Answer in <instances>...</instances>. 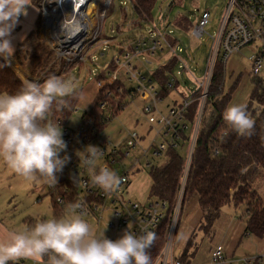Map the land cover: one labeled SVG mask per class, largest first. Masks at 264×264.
<instances>
[{
  "label": "rangeland",
  "instance_id": "obj_1",
  "mask_svg": "<svg viewBox=\"0 0 264 264\" xmlns=\"http://www.w3.org/2000/svg\"><path fill=\"white\" fill-rule=\"evenodd\" d=\"M225 4L226 0H155L152 7L154 19L152 22H148L141 18L137 11L134 10L131 0H111L108 6L109 11H107L102 21V35L96 41L89 42L87 46L85 45L86 48L84 51L58 53L59 56L66 57L67 61L69 57L75 60L80 55L83 57L82 60L70 66L63 75L58 76L64 80L73 81L75 90L80 91V97L75 104L74 110L67 119L65 126L73 131H78L81 128L82 115L89 109L95 99L97 91L95 75L101 69L105 68L112 58L119 57L120 63L124 61L123 53L126 50V46H128L126 38L141 34L147 35L146 37H148L149 33L155 27L161 33H166V30L170 29L173 31V35L179 38L180 44L178 45L183 49L180 57L188 63L190 71V74L185 72L183 75L178 76L179 85L177 90H173L165 95L161 101L156 103V107L158 110L165 112L169 104L171 105L173 99L176 100L187 96L195 87L196 79L199 80L203 74V69L210 53L211 40L218 30ZM100 6H102V2ZM204 10H209L211 15L203 29L205 32L197 39L191 36L190 25L195 24L197 16ZM177 18H183V22L188 23L187 31H184L176 25ZM100 23L101 18L90 22L91 28L85 37L88 41H90L92 32L95 31L96 27L100 29ZM98 24L99 26H97ZM42 31L43 28L40 23L37 36L41 41L46 43L47 38H45ZM28 47H30V44ZM119 49H123V51L119 53ZM248 50L249 48H243L231 53L223 64L222 92L223 94L229 95L227 106L234 103L246 104L253 88V79L256 77L264 79V72L256 76L252 74ZM168 59L169 55H162L159 52L154 56L138 55L132 59V62L138 65V70L146 75L145 80H143V85L147 88L148 92L159 89L157 81L151 77V73ZM20 60L21 62L14 57L11 67H13L23 81L29 79L42 82L44 78L39 79V77L32 76L28 60L23 58V54L20 55ZM124 72V70L119 72V77L124 86L127 89L134 88L137 84L136 80L127 79ZM148 78H152L150 83L147 82ZM150 86H153V88ZM126 99L128 102L124 108L114 117H111L110 120L108 119L104 127L92 139L84 141L78 134L74 136L73 141L69 145V150L71 151L69 156L77 160L76 164L78 167L82 165L77 153L82 151L87 145H94L99 148L105 147V151H109L113 145L117 147L123 146L129 137V133L137 132L138 135L143 136L145 139L142 143L140 142L141 144L139 146L130 149L129 154L123 157L121 163H116L114 172L122 174L130 167L131 163L141 157L143 150L147 149L150 143L156 145L165 142L164 137L156 132L159 126L148 122V117L151 114L143 112L142 100L137 98V96L133 98L126 97ZM152 115L155 117L157 112H152ZM105 142L107 143L106 145H104ZM184 146V149H179L178 152L186 159L187 141ZM122 151L124 153L125 149L122 148ZM60 156L63 157L61 154ZM153 161L154 164L164 162L163 154L153 158ZM104 162L100 158L99 163L101 166L104 165ZM70 173L74 174L73 171H70ZM82 174V172H79L76 176L80 178ZM130 179L132 184L129 193L135 199L140 201L144 200L145 196L149 194L150 188L151 178L149 177L148 171L143 170L134 173L130 176ZM250 182L257 197L264 203V169L258 168ZM78 185L80 187L79 181ZM48 186L45 183L24 179L16 174L0 158V219L3 224L12 231L30 226L37 219H47L52 216L59 217L63 215L66 210L59 215L55 214L52 199L48 193ZM148 200L154 199L150 198ZM112 208L114 207L106 205V208L100 214L101 218L99 221L93 215H89L85 219L98 232L107 226L104 233L105 236L111 240H116L123 235L125 230L129 229L130 222L121 227H117L119 217L113 214ZM187 209L188 207L182 209L173 236L172 247L175 255L180 254L187 240L186 233L189 226L184 223V219L188 217L190 222H192L199 216L196 206L191 207L188 216H186ZM247 218L248 213L245 202L238 205L230 202L222 206L218 219L213 223V230L210 227L209 233L206 234L199 227L195 229L193 246L190 248V251L192 249H196V251L193 253L191 260L192 258L199 259L205 257L206 249L223 238L228 239V242H230L228 250L230 246L233 248L226 259L228 261L233 260L234 264H245V258L264 255V233L261 236H256L249 231H244ZM110 222H113L115 226L109 227L108 223ZM7 234V230L0 224V240L5 239ZM233 241L234 245H232ZM26 261L30 264L33 262L30 259ZM262 264H264V260H262Z\"/></svg>",
  "mask_w": 264,
  "mask_h": 264
},
{
  "label": "trees",
  "instance_id": "obj_2",
  "mask_svg": "<svg viewBox=\"0 0 264 264\" xmlns=\"http://www.w3.org/2000/svg\"><path fill=\"white\" fill-rule=\"evenodd\" d=\"M39 1L33 0L34 5L38 9L35 29L31 30L23 41L17 44L14 57L21 62L20 55L23 54V58L28 60L32 76L39 77V79L44 78L43 82L51 75H63L70 66L80 61V59L67 61L66 57H58L47 43L39 39L37 36V30L41 23ZM131 1L133 2L134 10L137 11L141 18L148 22L153 21L152 7L155 0ZM176 25L184 31L188 30V23H184L183 18H177ZM101 35L100 33L99 36ZM142 37H144L143 34L126 38L128 43L126 50L133 51L136 39ZM165 37L173 46L180 44L179 38L174 36L173 33L165 34ZM29 44L30 47H28ZM119 50V53H121L122 49ZM178 63L177 57L169 56V59L164 64L151 73V77L159 85V94L162 98L178 88L179 80L173 87L167 86L168 77L174 73ZM116 67L117 64L112 58L109 64L95 75V78L106 77L107 72L114 71ZM222 74L223 63L216 60L191 156L181 199L180 213L184 207L195 202L201 212L199 229L208 234L210 227L218 219L222 206L230 202L235 205L245 202L248 213L246 226L244 227L245 231L261 236L264 233V203L257 197L256 192L251 187L250 180L258 168L264 169V79L260 77L253 79V88L246 105L254 124L249 135L239 136L227 128L223 119L229 95L222 92ZM253 75L256 76L255 74ZM22 82L23 79L13 67H0V93H15L21 87ZM79 97L80 91L76 90L74 96L65 98L68 103L67 108L58 110L54 105L50 118L53 121L59 120L65 125ZM126 97H128V90L119 77L97 90L94 101L82 115L81 128L78 131L72 130L73 134L80 136L82 134L81 129L84 128L87 133L85 141L92 139L104 127L108 119L110 120L111 117H114L124 108L128 102ZM102 103L106 104V108H100ZM197 105H199L198 100H194L189 105L186 120L190 124L194 120ZM104 114H108L109 117L101 123L99 120ZM89 118L93 119L94 131H90L88 128ZM225 132H227V135H225ZM180 134L179 146L166 149L162 153L164 162L154 164V161H152V164L146 168L151 178L147 199L153 198L166 202L164 216L155 230L157 239L154 246L149 250L153 261L163 246L177 195H179L178 188L180 180H182L181 174L185 159L179 154L178 150L184 149V145L186 141H189L190 137L189 130L181 131ZM123 157V151L117 150L115 159L118 160L110 166L113 171L116 163H121ZM77 177L76 174L66 171L58 178V183L55 186L49 187L48 193L51 196L55 214L59 215L66 210L68 204L74 203L75 197L80 190L78 182H74ZM64 188L67 189L66 201L60 205V203L56 202L55 197L60 195V193L63 195ZM193 235L188 238L182 251L176 256L177 260L185 264L189 263L190 256L193 253L190 251L194 241Z\"/></svg>",
  "mask_w": 264,
  "mask_h": 264
},
{
  "label": "built area",
  "instance_id": "obj_3",
  "mask_svg": "<svg viewBox=\"0 0 264 264\" xmlns=\"http://www.w3.org/2000/svg\"><path fill=\"white\" fill-rule=\"evenodd\" d=\"M110 1L111 0H40L41 27L43 28V35L47 38L46 43L54 50L58 57H62L59 56L62 52L73 51L75 53V51H84L89 42L96 41L99 37L102 21L108 11ZM101 2L102 6H100ZM90 3H93V7L87 12ZM210 15L209 10H204L199 13L195 24L191 25L190 34L192 37L199 39L202 36L205 32L203 29L208 23ZM55 17H67L71 25H74L72 24L74 22L76 24L79 20L80 24L84 27L82 29L81 26H76L75 29L70 32L57 29L55 38L51 34L52 28L47 26V22L51 21L52 24L58 26L61 19L57 20ZM97 18H101L100 29L96 27L95 31L92 32L90 41H88L85 37L86 33H88L91 28L90 22ZM97 26H99V24ZM166 31V33H161L158 28L155 27L154 30L149 33L148 37L144 35L142 38H137L134 50L124 51V61L122 63H120L119 57L114 58L117 64L114 71H108L104 78H95L97 90L117 79L119 77V72H121L120 70L125 71L124 74L127 79L136 80V86L127 89L128 97L133 98L137 96V98L142 100L143 112L151 114L148 117V122L159 126L156 132L164 137L165 142L156 145L150 143L148 148L143 150L141 157L131 163L128 169L122 174L116 173L123 178V182L119 189L112 193H105L99 186L92 184L87 169L82 164L81 167H78L76 164L77 160L74 158H70L63 172L58 173L57 176L60 178L66 171H73L76 175L79 172L83 173L79 178L80 190L75 197L74 203L82 202L87 210V216L93 215L96 217L97 221H99L101 212L106 208V205H109L110 207H114L112 208L113 214L119 217V223L116 225L117 227H121L130 222L131 231L136 235L141 234V228H148L155 232L160 220L164 216L166 202L159 199H144L140 201L133 198L128 192V185L131 181L130 176L139 171L146 170V168L152 164L153 158L161 155L166 149L177 148L181 140L180 132L189 130L190 137L187 147V157L181 174L182 180H180L178 188L179 195H177L171 222L163 246L154 259V264H185L177 260V255L173 252V236L181 214V199L190 167L191 156L198 135L200 120L204 112L205 100L209 92L213 68L216 60L224 64L231 53L243 48H249L252 74L258 75L264 72V0H226L218 30L211 40L210 53L201 78L199 80L196 79L195 87L187 96H183L176 100L174 99L171 105L169 104L167 107V110L162 112L156 107V103L162 100L159 94L160 89L148 92L147 88L143 85V80H145L146 75L138 70V65L133 63L132 59L138 55L154 56L155 54L157 55V52L162 55H173L177 57L179 63L176 70L173 74L169 75L167 80V86L170 88L177 83L178 76L183 75L185 72L190 74L188 63L180 57L183 49L179 45H171L165 37V34H172L173 31L170 29ZM78 58L82 60L83 57L80 55ZM68 60H71V57H69ZM151 80L152 78H148L147 82L150 83ZM150 87L153 88V86ZM194 100H198L199 105H197L195 109V117L190 124L189 121L186 120V115L188 114L189 105H191ZM100 108H106V104H100ZM152 112H157V115L154 117ZM108 117V114H104L100 117L99 121L102 123L106 121ZM56 122L60 125L62 129V138L66 142V149L60 154L70 157L69 154L71 151L69 150V145L73 141L75 135L71 129L66 127L59 120ZM88 128L90 131H94L95 129L93 119L91 118L88 119ZM81 132L82 134L80 137L85 141L87 133L84 131V128L81 129ZM144 139L145 138L138 135L137 132H132L129 133V137L121 147L113 145L109 151H105V147H100L102 151L101 158L105 161L103 166L112 170L110 166L118 160L115 159L117 150H122V148H124L125 152L123 154L125 156L129 154L130 149L139 146ZM106 144L105 142L104 145ZM48 187L52 188L53 186L49 185ZM66 191L67 189L64 188V194L62 195L60 193V195H56L55 197L56 202L60 203V205L66 201ZM108 226L114 227L115 225L113 222H110ZM262 260H264V255L245 258L244 262L245 264H262ZM233 262V260L228 261L226 259L224 245L222 243L215 244L210 254L209 263L234 264ZM34 263L33 261L31 264ZM9 264H11V262H9ZM17 264L30 263L25 259H21Z\"/></svg>",
  "mask_w": 264,
  "mask_h": 264
},
{
  "label": "clouds",
  "instance_id": "obj_4",
  "mask_svg": "<svg viewBox=\"0 0 264 264\" xmlns=\"http://www.w3.org/2000/svg\"><path fill=\"white\" fill-rule=\"evenodd\" d=\"M35 7L33 0H0V67L11 66L15 27ZM73 83L51 75L43 82L25 80L15 93H0V158L26 180L54 186L57 174L70 160L60 156L66 142L50 114L54 105L58 110L68 107L65 98L75 95ZM223 119L239 136L249 135L254 124L244 103L227 106ZM77 155L92 184L105 193L119 189L123 178L100 165L101 148L87 145ZM86 216V208L77 202L68 204L59 217L37 219L8 232L0 240V264H17L21 259L36 264H154L149 251L157 239L154 231L141 228L136 235L129 227L120 238L111 240L104 234L107 226L98 232Z\"/></svg>",
  "mask_w": 264,
  "mask_h": 264
},
{
  "label": "crops",
  "instance_id": "obj_5",
  "mask_svg": "<svg viewBox=\"0 0 264 264\" xmlns=\"http://www.w3.org/2000/svg\"><path fill=\"white\" fill-rule=\"evenodd\" d=\"M37 15H38V9L37 7L35 8H29L28 9V13L26 16H21L19 18V23L17 24V26L15 27V30L13 32V44L15 46V49H16V46L18 43H20L21 41H23V39L27 36V34L35 29V21H36V18H37ZM121 71V70H120ZM174 100V99H173ZM131 181L128 185V192H130V189H131ZM130 194V193H129ZM144 199H147V195L145 196ZM192 206H196V208H198V212H199V216L198 218L195 220V221H192L190 222V219L187 217L184 219V223L188 226L189 228H187V233H186V236H187V240L188 241V238L194 234V231L197 227H199L200 225V220H201V212L199 210V207L198 205L195 203V202H192L191 204H189L187 207V215L190 213V209ZM0 224L2 225V227L4 229L7 230V232H9L10 230L8 229V227H6L3 222L1 221L0 219ZM246 226V225H245ZM212 227V226H211ZM212 230H213V227H212ZM245 231V230H244ZM217 243H222L224 245V249H225V255L227 257V255H230L231 253V248L232 246H230V249L228 250V247L230 245V242H228V239H220L219 242H216L215 244ZM215 244H212L210 245V247L208 249H206V254H205V257L203 258H199V259H195V258H192L191 260V257L193 256V253L196 251V249H192L191 252H193L190 256V259H189V264H210L209 261H210V254H211V251L213 249V247L215 246ZM232 245H234V241L232 242ZM195 246V245H194ZM195 259V260H194ZM217 264H225V263H217Z\"/></svg>",
  "mask_w": 264,
  "mask_h": 264
},
{
  "label": "bare ground",
  "instance_id": "obj_6",
  "mask_svg": "<svg viewBox=\"0 0 264 264\" xmlns=\"http://www.w3.org/2000/svg\"><path fill=\"white\" fill-rule=\"evenodd\" d=\"M93 3H90L89 4V8H88V10H87V12H89L90 11V9L93 7V5H92ZM65 16V15H64ZM64 16H61V17H64ZM57 18V17H55V18H57V20L58 19H61L60 20V22H59V24H58V26H56V25H54V24H52V21L51 22H47L48 24H47V26L48 27H50V28H52V35L56 38V30L57 29H62V30H64V31H67V32H70V31H73L74 29H75V27L76 26H81L82 27V29H83V25L82 24H80V21L78 20V22L75 24V22L74 23H72V24H74V25H71V24H69V21H68V18L66 17V18Z\"/></svg>",
  "mask_w": 264,
  "mask_h": 264
}]
</instances>
